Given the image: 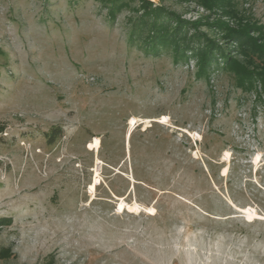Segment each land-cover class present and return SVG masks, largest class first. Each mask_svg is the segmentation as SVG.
<instances>
[{
    "label": "rangeland",
    "instance_id": "1",
    "mask_svg": "<svg viewBox=\"0 0 264 264\" xmlns=\"http://www.w3.org/2000/svg\"><path fill=\"white\" fill-rule=\"evenodd\" d=\"M149 1L264 41V0ZM143 18L0 0V264H264V87L222 54L254 70L264 50L189 25L184 57L149 52ZM206 37L224 50L201 71Z\"/></svg>",
    "mask_w": 264,
    "mask_h": 264
},
{
    "label": "trees",
    "instance_id": "2",
    "mask_svg": "<svg viewBox=\"0 0 264 264\" xmlns=\"http://www.w3.org/2000/svg\"><path fill=\"white\" fill-rule=\"evenodd\" d=\"M203 7L212 10L216 5V1L219 0H197ZM141 8L143 9V29L146 31L143 37V43L147 51L155 52L158 48L169 47L174 56L184 57L186 55L185 50L191 48L189 43V37L186 36L185 27L191 26L192 30L198 29L200 25H207L208 27L216 28L217 31L221 33V38L225 42H235V44H242L245 42H250L253 49L259 51L264 50L263 36L260 38L261 43L258 42V37L252 36L250 34V29L257 31L259 33L260 27L254 24H238L237 26H230V24L222 19H217L215 21L209 22L207 19L202 21L198 20H186L181 18L173 12H168L162 6H152L149 0H141ZM111 15H114L115 8L109 10ZM192 35V34H191ZM221 49V46L215 42L214 38L206 37V43L203 46L196 48L192 55L198 56V62L200 65V70L204 71L205 65L214 57V50ZM224 49L222 48L221 51ZM226 57L224 65L234 70L242 80L252 82L254 79H258L261 85L264 87V65L259 69L250 70L246 67H241L238 61L234 57H229L230 53H223ZM221 54V55H222ZM53 135V134H52ZM53 136L50 135V141ZM7 253V250H5Z\"/></svg>",
    "mask_w": 264,
    "mask_h": 264
}]
</instances>
